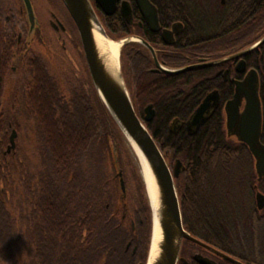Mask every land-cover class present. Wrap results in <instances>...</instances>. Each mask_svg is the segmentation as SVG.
Segmentation results:
<instances>
[{"label": "trees", "instance_id": "obj_1", "mask_svg": "<svg viewBox=\"0 0 264 264\" xmlns=\"http://www.w3.org/2000/svg\"><path fill=\"white\" fill-rule=\"evenodd\" d=\"M160 5L169 14L186 15L190 23L204 22L208 26L205 31L212 35V42L220 44L219 48L246 45L264 36V0H226L224 6L216 0H160ZM176 7L189 9L175 10ZM204 9L206 14L200 12ZM253 10L254 19L250 14ZM241 19H246L242 27L238 25ZM200 30L201 27L195 30L196 41L201 38ZM246 58L260 73L264 137V41ZM146 62L142 56L133 60L131 100L140 113L147 102L155 104L156 115L145 123L147 129L163 153L169 150L173 157L179 155L187 166L181 209L188 230L187 206L192 195L188 168L192 158L196 167H207L209 182L214 186L224 166L221 152L227 146L223 137H177L170 131L166 120L177 112L176 105L183 99L168 96L180 76L150 74L144 67ZM27 65L35 73L27 105L34 119L40 142L36 150H42L43 166L36 174L34 189L28 179H21L24 191L19 197L12 163H6L7 156L1 158L0 264H145L151 230L147 198L138 193L136 202L124 205L122 190L113 184L115 169L123 168L118 154L123 135L97 96L91 79L86 77L65 92L40 58H32ZM106 164L110 165L108 173ZM125 213L136 223L133 231ZM131 239V246L126 248ZM132 245L137 246L135 253Z\"/></svg>", "mask_w": 264, "mask_h": 264}, {"label": "flooded vegetation", "instance_id": "obj_2", "mask_svg": "<svg viewBox=\"0 0 264 264\" xmlns=\"http://www.w3.org/2000/svg\"><path fill=\"white\" fill-rule=\"evenodd\" d=\"M29 1L34 14L32 23L24 0H0V113L3 115L0 118V162L2 157L7 156L4 157L6 163H12L15 191L19 197L20 192L24 191L20 186L21 179H28L31 188L34 189L36 174L43 166L41 165L42 150H36L40 142L35 133L34 119L31 118L27 105L28 95L35 85V73L27 68V64L32 58L40 57L41 50L38 49L37 53L35 46L44 48L48 45V28L59 33L56 39L60 40L61 49L66 51L65 42L67 36L71 34L72 27L57 14L64 17L66 15L73 21L60 0H43L47 3V22L42 21L35 0ZM89 1L107 34L110 36L111 33L119 34L115 40H124L121 45V49L124 48L122 75L130 97L131 75L134 72L133 60L137 61L139 56H142L146 58L144 67L150 74L180 76L175 80L177 86L168 96L169 98L176 96V100L180 97L183 99L176 105L177 112L166 120L170 131L177 137L184 135L223 137L226 143L227 149L221 152L224 166L221 168L219 181L215 178L214 186L210 185V173L207 167H196L195 158H192V164L188 168L189 182L192 185V195L187 206L190 224L189 229L186 230L199 242L183 239L177 264H264V197L258 196V193L264 196V172L259 174L255 157L247 145L238 138L239 127L243 122L246 95L253 94L256 85L261 109L259 142L264 146L260 73L255 66L248 64L249 60L246 58L247 53L256 47L246 53L238 54L256 41L246 45L240 43L230 48H219L220 44L212 42V35L205 31L208 26L206 27L204 22L190 23L185 20L186 15L179 17L176 14H169L164 7H161L160 0H150L156 9L157 28L148 23L136 0H116L112 8L106 1V9L110 11L108 13L95 0ZM123 2H127L130 6L129 19L122 14ZM219 3L224 6L226 0H219ZM178 9L187 10L189 7L175 8ZM200 12L206 14V9ZM254 13V10L250 13L252 17ZM245 20L241 19L238 25L244 26ZM231 25L232 23L229 27ZM197 27H201V34L198 33L201 38L198 41L194 36ZM73 41L77 39L73 38ZM232 55L236 56L230 58ZM211 61L213 63L209 65L180 70ZM236 93H239V97L234 116L235 122L234 127L229 129L228 103L235 98ZM207 96L210 105L205 113L206 118L195 133H190L187 129L188 121ZM147 108L153 109L152 118L148 121L144 119ZM134 109L144 124L155 118V104L152 101L143 106L142 113L135 107ZM211 151L213 150L210 149ZM202 153L204 155L206 152L202 151ZM172 160L169 156L166 157L171 171L174 169V166L172 169L170 167ZM181 177L183 179L187 177V166L184 162L179 167L178 176L174 177L183 220ZM29 204L34 210V201L31 200ZM124 205L129 206L127 199ZM125 215L133 231L136 229V223L128 213ZM132 241L131 239L127 242L126 248L131 246ZM136 250L137 246L132 245V252L135 253Z\"/></svg>", "mask_w": 264, "mask_h": 264}, {"label": "water", "instance_id": "obj_3", "mask_svg": "<svg viewBox=\"0 0 264 264\" xmlns=\"http://www.w3.org/2000/svg\"><path fill=\"white\" fill-rule=\"evenodd\" d=\"M95 1L100 4L102 8H105L108 13L110 11L106 9L107 5L105 2L107 1L106 3H108L109 6L111 5L112 8V6L115 5L116 0ZM24 2L29 20L32 23L34 14L31 3L29 0H24ZM62 2L71 15L77 28L90 79L97 96L105 105L123 137H125L130 145L135 157L137 158L139 166H141L139 155L141 153L150 170L149 172L152 178L153 195L151 194L150 188L144 179L141 172L142 168L140 167L141 177L151 210V235L146 264H177L182 240L187 239L198 241L191 236V234L183 226L179 198L174 184V177L178 176L179 167L183 164L179 159H176L173 171L170 170L165 159L167 152L163 153L160 150L146 125L138 117L121 71L119 57L121 47L119 49L117 70L113 60L108 61V65H105L99 58L92 29L94 26L99 27L101 29V34L105 38H109V36L97 18L90 1L62 0ZM136 2L142 13L145 15L148 23L157 28L158 21L156 9L150 0H136ZM121 10L122 14L129 19L131 10L127 2L122 3ZM119 41H121L122 44L124 42V40ZM263 41L264 36L238 54L240 55L246 53L247 51L257 47ZM145 45L148 44L145 43ZM236 55H232L230 58ZM212 63L213 61L201 65H191L180 70L191 69L197 66L209 65ZM115 72L118 73V77H116ZM238 90L239 89H237V91ZM239 93H236L235 98L228 103L227 125L229 129L234 127V116L237 109ZM208 98L209 97L207 96L192 114L187 124L188 132L195 133L204 122L206 118L205 113L210 105ZM152 115L153 109L147 108L144 119L148 121L152 118ZM238 133L239 140L247 145L255 157V165L257 171L261 175L262 172H264V146L259 142V136L261 133V109L256 85L253 90V94L246 95L243 122L239 127ZM135 146L139 149L140 153ZM120 187L121 190L124 191L122 179H120ZM258 196L264 197L261 193H258ZM155 226H159L162 239L159 244V252L156 259L150 262Z\"/></svg>", "mask_w": 264, "mask_h": 264}, {"label": "rangeland", "instance_id": "obj_4", "mask_svg": "<svg viewBox=\"0 0 264 264\" xmlns=\"http://www.w3.org/2000/svg\"><path fill=\"white\" fill-rule=\"evenodd\" d=\"M60 1L62 2V0H60ZM200 1L202 3H204L206 0H200ZM216 1L219 2V0H216ZM35 4H36V9H37L42 21L47 22V19H48L47 18L48 17L47 3H44L43 0H35ZM44 5H45V7H44ZM62 5H64V3ZM62 8L64 9V6H62ZM57 16L60 17L63 21H65L67 23V25L69 24V26L72 27V29L69 28L71 31L70 36L66 35L67 40L65 43L67 46V50L63 51L61 49L60 44H59L60 40L56 39V36L59 33H57V31L51 30L50 28L47 29V35L49 36L48 37L49 38L48 45L46 47L44 46V48L41 46H35V48H36V52L38 49L41 50V53L38 51L40 54L39 56L41 58H43V59H41L39 57L41 59V62L44 64V66L48 70V72H50L51 75H53L55 80H57L58 84L62 85L65 92H67L69 90V88H74L75 86H77L78 82L84 80L86 77L89 80L90 76H89V72L87 69V64H86V60L84 57V52H83V49L81 47L82 45L80 43V38H79V35L77 32V29L75 28L76 26L74 25L73 21L71 19H69L68 16L65 15V17H64V16H61L60 14H57ZM96 16H97V14H96ZM97 18L99 19L98 16H97ZM99 21L101 22L100 19H99ZM101 24H102V22H101ZM102 26H103V24H102ZM73 28H74V31H73ZM104 29H105V27H104ZM74 34L76 35V37ZM71 35L73 36V38H76L77 41H73V38ZM108 36L110 39L115 40V37H118L119 34L111 33V36L110 35H108ZM79 49H80V51H79ZM122 139H123V143L120 144L121 146H120V149L118 151L120 160L119 159L118 160L121 163H123V166H122L123 168H119V169L116 168L115 169L114 175L116 176V178L114 179L113 184H115L116 187H119L121 189L120 179L123 180L124 192L123 191L122 192H123V194L125 193L123 197H124V199L125 198L127 199L128 203L131 206L130 201L132 200V201L136 202V197L138 196V193H142V194L144 193V195L146 197V192L145 191L141 192L140 186H142V185L144 186V184H143V180L141 177L140 166H139V163L137 161V158L135 157V154L133 153V151H132L130 145L128 144L127 140L125 139V137L122 136ZM121 147H123L124 150H122ZM166 151H167L166 154H167V156H169L170 160L173 159L172 163H170L168 161L170 163L171 169L174 166L176 159H179L182 162V159L180 158L179 155H176L175 157H173L171 151H169V150H166ZM167 156H165V159ZM105 157H106V155H105ZM105 163H107V162H105ZM104 168H105L106 172L108 173L110 170V165L106 164L104 166ZM112 176L113 175H111L110 179H112ZM186 181H187V177H185V179H183L181 177V179H180V183L182 185L181 190H180L181 194H182L183 189H184L183 187H185ZM139 189H140V191H139ZM126 199H125V201H126ZM147 202H148V200H147ZM148 204H149V202H148Z\"/></svg>", "mask_w": 264, "mask_h": 264}, {"label": "bare ground", "instance_id": "obj_5", "mask_svg": "<svg viewBox=\"0 0 264 264\" xmlns=\"http://www.w3.org/2000/svg\"><path fill=\"white\" fill-rule=\"evenodd\" d=\"M94 41L96 44V49L99 55V58L105 65H108V61L113 60L116 65V70L118 68V56H119V49L121 47L122 42L117 41L110 38H105L101 34V29L99 27H93L92 29ZM107 63V64H106ZM116 77H118V73H116ZM136 147V146H135ZM136 149L139 152V149L136 147ZM140 153V152H139ZM140 164H141V172L144 176L145 181L148 184V187L150 188L151 194L152 193V178L150 174L149 167L143 158L142 154L140 153ZM162 236L160 234L159 226H155L154 233H153V242H152V252H151V258L150 262L154 261L158 255L159 252V244L161 242Z\"/></svg>", "mask_w": 264, "mask_h": 264}]
</instances>
